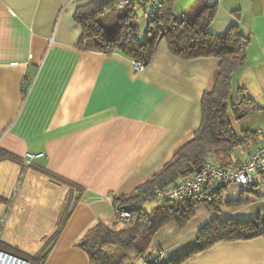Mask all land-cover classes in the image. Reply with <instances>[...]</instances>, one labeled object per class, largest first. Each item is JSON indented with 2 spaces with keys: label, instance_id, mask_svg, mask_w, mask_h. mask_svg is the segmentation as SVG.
Listing matches in <instances>:
<instances>
[{
  "label": "crops",
  "instance_id": "crops-1",
  "mask_svg": "<svg viewBox=\"0 0 264 264\" xmlns=\"http://www.w3.org/2000/svg\"><path fill=\"white\" fill-rule=\"evenodd\" d=\"M174 1L180 16L197 0ZM86 2L0 0V151L18 158L0 161V221L8 220L0 247L26 260L46 256L43 264H90L79 246L84 236L99 222L112 227L120 221L112 198L132 194L193 139L203 97L219 74L217 58L181 59L165 39L139 71L120 52L80 50L82 29L74 14ZM232 27L250 42L245 65L233 74L229 104L248 94L261 110L241 119L229 112L244 142L228 167L247 160L263 140L264 0H223L210 31L224 36ZM27 154L42 156L25 167ZM260 184L256 177L252 187L227 185L223 205L197 207L183 229L166 224L146 253L164 250V264H264V234L192 254L199 232L213 220L251 221L264 214Z\"/></svg>",
  "mask_w": 264,
  "mask_h": 264
},
{
  "label": "trees",
  "instance_id": "trees-1",
  "mask_svg": "<svg viewBox=\"0 0 264 264\" xmlns=\"http://www.w3.org/2000/svg\"><path fill=\"white\" fill-rule=\"evenodd\" d=\"M156 1L157 8L150 12L146 35L142 38L136 23L137 9L118 10V0H88L77 7L74 14L82 29L79 49L106 55L120 52L148 67L159 41L165 39L170 52L181 59L217 58L219 74L213 90L203 97L202 123L193 139L180 147L160 172L132 194L112 198L114 207L131 213V220L121 229L117 228L120 221L112 227L99 222L84 236L79 246L87 253L90 264H131L147 252L154 236L166 224L175 223L183 229L194 217L197 207L216 210L223 205L227 185L209 183L201 193L185 200H170L160 196L158 190L193 176L206 161L228 167L233 150L244 142L234 134L229 112L241 119L261 110L248 94L232 106L229 104L232 77L246 63L249 38L242 35L238 27H232L224 36L211 33L217 7H209L206 0H197L190 12L180 16L174 13V0ZM210 158H215V162ZM5 159L18 160L0 151V161ZM151 202L159 203L148 212L143 206ZM69 215L49 239L50 243L58 239ZM263 234L264 214L251 221L213 220L199 232L198 246L192 254L205 251L221 241L248 240ZM45 257L27 260L30 264H43Z\"/></svg>",
  "mask_w": 264,
  "mask_h": 264
},
{
  "label": "built area",
  "instance_id": "built-area-1",
  "mask_svg": "<svg viewBox=\"0 0 264 264\" xmlns=\"http://www.w3.org/2000/svg\"><path fill=\"white\" fill-rule=\"evenodd\" d=\"M223 0H206L209 7L219 6ZM116 7L118 10L139 9L147 13L157 8L156 0H118ZM136 70H143L145 67L140 62H134ZM264 111V110H263ZM262 136V142L254 148L249 158L240 165L234 167H220L211 161H206L200 169L191 177L183 179L179 184L169 186L163 190H158L160 196L167 197L170 200H185L203 191L209 183L217 185L237 184L244 187H251L255 183V178L259 177L264 184V128L259 133ZM42 154H27L24 160V166L32 165L35 158ZM17 186L14 190V197L19 193ZM114 217L116 220L128 222L132 216L128 210L114 207ZM8 223L7 216L0 221V228H4ZM165 252L158 250L155 253H144L131 264H164ZM0 264H30L28 260L9 253L0 248Z\"/></svg>",
  "mask_w": 264,
  "mask_h": 264
},
{
  "label": "rangeland",
  "instance_id": "rangeland-1",
  "mask_svg": "<svg viewBox=\"0 0 264 264\" xmlns=\"http://www.w3.org/2000/svg\"><path fill=\"white\" fill-rule=\"evenodd\" d=\"M150 10L147 13H144L143 10H137L138 19L136 20L137 25L140 28L141 37L144 38L146 35V26L149 19ZM260 187L263 188L264 185L260 184ZM159 202L145 203L144 208L146 211L150 212ZM122 224L126 225L128 222L120 221ZM126 264V263H123Z\"/></svg>",
  "mask_w": 264,
  "mask_h": 264
}]
</instances>
